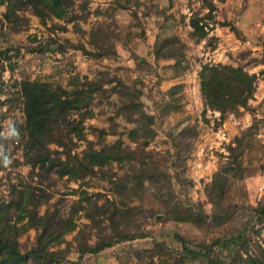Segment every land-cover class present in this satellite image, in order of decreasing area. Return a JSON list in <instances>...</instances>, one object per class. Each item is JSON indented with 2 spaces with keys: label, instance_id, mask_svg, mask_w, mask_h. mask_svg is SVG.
Listing matches in <instances>:
<instances>
[{
  "label": "trees",
  "instance_id": "16d2710c",
  "mask_svg": "<svg viewBox=\"0 0 264 264\" xmlns=\"http://www.w3.org/2000/svg\"><path fill=\"white\" fill-rule=\"evenodd\" d=\"M148 2L112 0L103 13H95L104 20L87 31L81 23L93 14L89 10L91 0H0V7H6L0 37L24 33L26 27L20 18L24 14L36 16L49 33L43 39L29 36L28 45L0 50V93L7 95L0 100V108L8 106L9 113L19 108L24 113L23 123L13 121L12 136L2 134L0 124V169L11 172L22 165L30 168L28 178L18 184L11 181L10 173L4 177L7 183H0V264H83L90 257L96 261L103 253L137 239L152 243L150 248L132 252L144 264H264V246L258 242L264 233V201L251 204L248 188L249 184L258 186L264 174V100L258 106L251 104L258 82L264 80V44L261 58H253L247 51L240 55V66L203 64L198 73L206 123L207 111L219 114L216 130L229 116H253L252 124L240 129L239 136L226 147L227 155L219 154L223 162L211 182L204 185L206 203L212 205L210 213L204 203H193L188 197L194 186L188 179V162L201 136L199 121L178 132L166 130L169 149H149L158 135L157 127L186 109L183 84L167 90L161 103L153 101L155 114L148 112L143 100L145 96L154 100L155 88L164 78L177 79L193 70L189 46L179 35L157 39L150 53L154 62L136 58L144 69L138 79L107 70L93 80L75 73L66 86L40 77L32 79L25 72L21 80L3 81L6 65L2 58L7 59L11 72L18 67L11 52L43 60L48 53L64 55L73 49L94 62L117 61V43L134 48L136 38L146 42L149 21L164 30L171 19L167 14L173 0L162 8L152 0ZM141 7L144 11L139 15ZM188 8L190 15L182 20L189 19L188 36L195 44L206 41L214 48L218 39L210 35L218 24L240 38L247 27L244 23L241 27L228 21L220 23L214 0H189ZM124 13L129 16L127 22L117 19ZM256 17L262 20L253 12ZM69 25L74 33L88 36L90 47L82 40L74 44L59 37L70 31ZM250 25L255 26L253 22ZM154 64L162 72L154 74L156 81L151 85ZM261 65L260 73H250L249 69ZM114 95L118 101L112 103ZM96 100L115 110L108 127L87 124L98 116L93 110ZM0 116L4 119L8 114ZM118 118L132 128L120 131ZM109 136L118 139L109 143ZM19 147L23 160L15 157ZM94 181L108 184V192H89ZM69 183L78 184V188L68 189ZM62 184L68 192L61 193ZM2 187L9 191L7 196ZM56 194L61 198L51 203ZM67 195L79 198L65 213L62 206ZM43 206L46 209L41 214ZM246 211L252 214V223L234 235L240 227L239 217ZM82 219L88 223H81ZM149 224L161 225L160 230L145 227ZM182 229H189L188 234ZM191 229L200 234L199 239L192 237ZM30 231L35 232L33 239L27 236ZM74 233L69 241L67 237ZM70 254L76 256L72 262L68 260Z\"/></svg>",
  "mask_w": 264,
  "mask_h": 264
},
{
  "label": "rangeland",
  "instance_id": "374dc122",
  "mask_svg": "<svg viewBox=\"0 0 264 264\" xmlns=\"http://www.w3.org/2000/svg\"><path fill=\"white\" fill-rule=\"evenodd\" d=\"M78 2L84 0H77ZM112 0H91L89 10L91 16L89 17L86 23H81L83 29L90 31L93 26L96 25L98 21H103V16H98L96 12H104ZM157 7H164L169 4L171 0H152ZM145 2V5L148 0H142ZM218 6L217 20L220 23L225 21L237 24L241 27L244 23L247 26L243 33L241 34L242 38L233 33L228 27H221L219 24L213 28V31L210 37H215L218 39V42L215 43V47L207 45L206 41H202L200 44H195L192 41L188 33L190 27L188 26L189 19L187 18L183 22V16H189L190 10L188 8L189 0H173V6L168 11L171 19L164 24L163 29L160 30L157 26L154 25V22L149 21L148 27L146 29V42H142L140 38H136V46L134 48H126L122 42L117 43V48L119 52V57L117 61L104 60L101 63L94 62L87 59L82 55L80 51L69 49L66 54L62 55L59 53H48L43 60L33 59L32 56L18 57L15 52H11L14 55L13 61L18 64V67L15 68L14 72L9 70L10 64L7 59L2 58V61L6 65V70L3 74V81L8 83L11 79L15 78L21 80V73L25 72L34 79L40 77L44 81H49L51 83H60L62 86H66L68 79L71 75L75 73H80L82 76H88L89 79L93 80L97 77L100 71H111L120 75L129 74L133 79L143 76L144 69L138 66L137 57H145L150 62H154L152 56H150L151 51L154 48V45L158 38L168 36L171 34H177L181 39L189 46L188 56L193 66V70L184 74L183 76L177 79L164 78L160 85L156 86L155 93H153V99L151 100L149 96L143 98L146 108L149 113L155 114L156 101L158 104L161 103L163 99V94L169 90L171 87L177 84L184 85V92L182 93L183 102L186 104V109L182 114L172 115L166 120V124L163 127H157L158 135L150 146V150L153 151H165L170 148V145L166 143L167 136L165 131L174 130L175 132L180 131L183 127L187 125H193L196 121L200 123L201 136L196 144V150L192 155V158L188 162L187 175L188 179L194 183L193 188H190L188 191V197L193 203H204L205 209L208 213L211 212L212 205L206 203V195L204 193L205 183H209L212 180L214 173L218 170L219 165L223 162L219 154L225 155L227 146L239 136L240 129L247 128L252 124L253 116L250 113H245L241 117L229 116V118L216 130V123L218 121V113H212L207 111L206 117L209 120V123H206L203 120V111H204V102L201 94V81L199 78V71L202 68L203 64H223V65H232L240 66V55L244 52L250 51L252 53L251 57L261 58L262 54V44H264V0H214ZM6 11V7H0V20L3 19V13ZM144 7L140 8V14L142 15ZM253 12H257L262 20L259 22L256 18H253ZM22 26L26 27V31L17 35H9L7 38L0 37V50H5L8 47H16L19 45H28V37L37 35L38 38H47L49 33L45 28L40 24L39 19L36 16L31 14L21 15ZM128 14L118 15L117 19H120L122 22L128 21ZM251 18L254 19L251 21ZM255 26H251V22ZM120 22V23H122ZM250 22V23H249ZM70 31L68 33H60L59 37L70 39L74 44H77L79 41H83L88 45V36H81L74 33L71 29V25L68 26ZM89 46V45H88ZM90 47V46H89ZM244 64V63H243ZM153 80L150 82L151 85L155 84L156 79L154 74L161 73V69H157V65L153 66ZM263 69V66H257L255 68L249 69L250 73H260ZM149 80L148 78L146 79ZM13 91L15 88L10 87ZM144 92L148 93V88L144 89ZM7 95L0 93V100L4 101ZM264 100V80L258 82V89L255 95V100L251 101V104L258 106ZM110 101L117 102L118 97L116 95L112 96ZM93 110L98 114V116L92 120H89L87 124H92L100 128L108 127L110 125V117L115 116V110L112 105L108 103H101L99 100H96ZM263 111V110H262ZM2 113L8 114V117L2 119L0 116V124L3 127L2 134L6 136H12L13 128L11 125L14 120L18 123L24 122V113L17 108L13 113L8 112V106L0 108V115ZM258 117L262 118L261 113H257ZM117 122L121 124L120 131H125L126 128H132V125L125 122V120L118 118ZM90 139H93L90 136ZM118 137L109 136L107 141L113 143ZM125 141L128 142L126 137ZM261 139L264 143V132L261 135ZM134 146V145H132ZM56 148V146H52ZM19 147L16 153L17 158L22 159L23 155ZM23 160V159H22ZM2 171L0 169V183L3 185L7 183L4 179L5 175L8 173L11 181L14 184H18L21 179H27L30 168L26 165L19 166L13 171L9 172ZM121 174L123 173L120 172ZM63 183V182H62ZM61 187V193L68 192L67 188ZM68 189H77L78 184L69 183L67 185ZM180 186H177L179 188ZM248 188L251 189V204H256L258 201H264V174L261 176L260 181L257 185H248ZM109 186L106 183L93 182L92 186L89 188V192H101L107 193ZM8 190L2 187V193L8 195ZM109 195V194H108ZM61 198V194H56L51 203H55L58 199ZM66 203L62 206L63 211L68 213L72 203L78 200L77 195H67L63 197ZM184 198V196H183ZM46 207L41 208V214H44ZM249 211V210H248ZM242 212L240 219L239 229L233 232L234 235H237L244 227L250 226L252 223V214L250 212ZM81 223H88L87 220L82 219ZM145 227L150 229L160 230L161 225L154 226L149 224ZM148 228V229H149ZM182 232L187 235L189 229H182ZM192 233V234H191ZM192 237L199 239L200 234H194L191 229ZM69 235L67 239L71 241L74 237ZM27 236L30 239H33L35 236L34 231H30ZM26 236L21 239L24 241ZM169 241V238H167ZM256 239V236L254 237ZM257 241V240H255ZM95 242V238L91 243ZM258 242L264 246V233L258 239ZM152 246L151 240L137 239L135 242L122 244L117 248V250H109L100 256L98 260L95 261V258L90 257L84 261L83 264H144V262L138 261L135 257L133 251H141L142 249H147ZM177 250L181 248L176 246ZM74 254L68 256V260L71 262L75 259ZM71 264V263H66Z\"/></svg>",
  "mask_w": 264,
  "mask_h": 264
},
{
  "label": "built area",
  "instance_id": "2783aa9c",
  "mask_svg": "<svg viewBox=\"0 0 264 264\" xmlns=\"http://www.w3.org/2000/svg\"><path fill=\"white\" fill-rule=\"evenodd\" d=\"M217 115H219V114H217ZM219 117V116H218ZM226 155H227V152H226Z\"/></svg>",
  "mask_w": 264,
  "mask_h": 264
}]
</instances>
